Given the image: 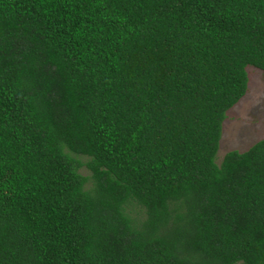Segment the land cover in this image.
I'll return each mask as SVG.
<instances>
[{
    "label": "trees",
    "instance_id": "obj_1",
    "mask_svg": "<svg viewBox=\"0 0 264 264\" xmlns=\"http://www.w3.org/2000/svg\"><path fill=\"white\" fill-rule=\"evenodd\" d=\"M247 65L264 0H0V264H264Z\"/></svg>",
    "mask_w": 264,
    "mask_h": 264
},
{
    "label": "rangeland",
    "instance_id": "obj_2",
    "mask_svg": "<svg viewBox=\"0 0 264 264\" xmlns=\"http://www.w3.org/2000/svg\"><path fill=\"white\" fill-rule=\"evenodd\" d=\"M244 69L246 87L243 94L225 110L214 153L215 162L224 151H241L253 141L264 137V71L251 65Z\"/></svg>",
    "mask_w": 264,
    "mask_h": 264
}]
</instances>
